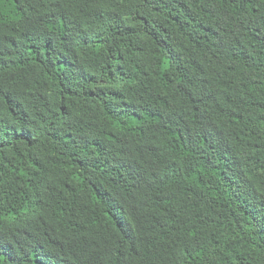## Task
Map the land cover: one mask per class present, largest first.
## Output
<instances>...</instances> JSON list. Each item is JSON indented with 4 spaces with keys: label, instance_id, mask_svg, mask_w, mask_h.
Segmentation results:
<instances>
[{
    "label": "trees",
    "instance_id": "1",
    "mask_svg": "<svg viewBox=\"0 0 264 264\" xmlns=\"http://www.w3.org/2000/svg\"><path fill=\"white\" fill-rule=\"evenodd\" d=\"M0 264H264V0H0Z\"/></svg>",
    "mask_w": 264,
    "mask_h": 264
}]
</instances>
